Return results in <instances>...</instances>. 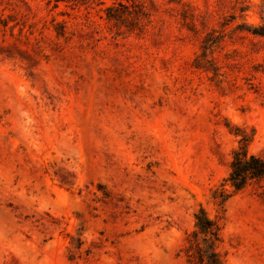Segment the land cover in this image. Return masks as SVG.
Instances as JSON below:
<instances>
[{"label": "rangeland", "instance_id": "1", "mask_svg": "<svg viewBox=\"0 0 264 264\" xmlns=\"http://www.w3.org/2000/svg\"><path fill=\"white\" fill-rule=\"evenodd\" d=\"M241 147L264 0H0V264H190L201 208L264 264V178L214 199Z\"/></svg>", "mask_w": 264, "mask_h": 264}, {"label": "trees", "instance_id": "2", "mask_svg": "<svg viewBox=\"0 0 264 264\" xmlns=\"http://www.w3.org/2000/svg\"><path fill=\"white\" fill-rule=\"evenodd\" d=\"M230 167L226 184L220 191H215L214 199L218 205H223L231 196L227 185L233 192H240L251 181L264 178V157L249 154L245 147L234 150ZM195 228L193 232L195 240L188 239L189 245L186 249L190 264H224L216 251L217 243L220 241L218 221L211 219L206 210L201 208L195 214Z\"/></svg>", "mask_w": 264, "mask_h": 264}]
</instances>
